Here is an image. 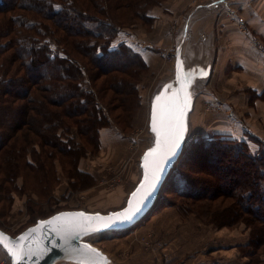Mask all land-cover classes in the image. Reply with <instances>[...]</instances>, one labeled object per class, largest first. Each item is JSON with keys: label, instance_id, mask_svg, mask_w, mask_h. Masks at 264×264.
I'll return each mask as SVG.
<instances>
[{"label": "trees", "instance_id": "trees-1", "mask_svg": "<svg viewBox=\"0 0 264 264\" xmlns=\"http://www.w3.org/2000/svg\"><path fill=\"white\" fill-rule=\"evenodd\" d=\"M139 1H130L131 8L119 11L120 0L105 3L88 0L86 6L77 0H0V171L4 176L18 173L20 169L41 170L45 168V159L54 154L60 158L79 156L85 149L79 146L80 142H75L76 137L58 133L59 130L68 133L74 125L79 129V137L91 149H99V128L106 125L105 114L101 112L107 104L104 99L107 102L117 100L121 102L117 107L128 110L121 95L128 101L136 99L134 82L146 68L138 48L125 41L117 45L111 42L124 17L132 14L147 17L142 10L138 13L135 10ZM107 7L114 13L107 14ZM45 20L52 28L43 27L45 24L41 22ZM47 34L54 37L58 49L46 41L39 42L41 36ZM116 73L123 76L117 77ZM101 76L106 77L96 93L94 86ZM85 78L91 85L89 90L81 87ZM106 89L113 91L111 98L105 96ZM84 118L87 120L81 124L79 121ZM3 128L5 130H1ZM202 137H194L195 142H186L154 208L171 201L164 196L166 192L189 199L205 198L209 200V209L219 197L235 198L239 203L234 210L252 218L247 225L254 235H249L247 244L239 246L249 253L254 248L251 244L264 240V211H261L264 207V138L246 129L240 137L229 132H214L207 138ZM249 142L258 146L256 151ZM193 147L197 152L191 154ZM214 154L216 160L212 159L210 163H223V155L231 156L240 166L249 165L252 174L243 171L245 174L239 177L241 181L238 176L217 180L221 171L205 170L206 166L202 164ZM186 155L189 158L190 155L204 157L203 162L196 163L200 165L199 171L192 169L184 173L180 170L182 156ZM62 163H65L63 159ZM72 163L74 166V159ZM199 172L211 178H201ZM254 173L256 177H251ZM0 181L4 193L9 177L3 179L1 176ZM229 206H224L226 211ZM262 244L264 248V242Z\"/></svg>", "mask_w": 264, "mask_h": 264}, {"label": "rangeland", "instance_id": "rangeland-1", "mask_svg": "<svg viewBox=\"0 0 264 264\" xmlns=\"http://www.w3.org/2000/svg\"><path fill=\"white\" fill-rule=\"evenodd\" d=\"M98 1L105 3L107 0ZM120 1L122 7L119 11H122L131 8L129 2L135 0ZM196 1L198 0H140L139 7L135 10H137V13L142 10L147 17L140 18L139 14H132L131 17H124L122 25L118 23L120 25L119 29L111 40L114 45H117L120 41H125L141 52L142 47L152 48L142 54L146 62V68L138 74V78L134 82L136 83V99L128 101L124 95H121L122 102L127 104L128 110L117 107L121 103L117 100L107 102L104 99L107 104L101 108V112L105 114L106 125L104 124L105 126L99 128L100 145L98 150L91 149L79 137L77 133L79 129L74 125L68 133L61 130L58 133L63 136L74 135L76 137L75 142H80L81 145L79 146L84 147V152L76 158L72 156L68 158L62 156L60 158L54 154L50 159H45V168H41V170L35 169L30 172L29 169H20L21 171H17L18 173H10L8 176H4V173L0 171V178L1 176L3 179L9 177V182L5 187L6 192L3 193L1 191L2 186H0V227L14 235L33 223L36 217H45L56 210L84 207L106 211L122 206L126 192L138 177V154L149 140L147 132L149 93L155 83L162 79L161 76L166 71L167 66L171 65V61L166 60L165 57L166 47L155 42V36L159 34L157 24L159 23L160 33L163 30L174 34L178 29L184 9L189 8ZM77 2L85 6L89 3L88 0H77ZM143 5H146L145 9L141 8ZM86 9L88 10L87 7ZM133 10L131 9V11ZM224 10L227 15L234 14V11L230 8ZM106 11L107 14L114 13V10L109 7ZM41 23L45 24L43 27L52 28L49 26L51 24L49 21L45 20ZM53 38L47 34L41 36L39 42L46 41L49 45L58 49ZM172 51L171 46L168 52L172 55ZM82 58L85 57L82 56ZM85 60L89 63L86 58ZM90 73H92V70ZM116 76L123 75L116 73ZM105 77L98 78L97 85L94 86L96 93H99L98 86ZM81 87L90 89L91 85L86 78L83 80ZM227 91L232 93H230V97L236 94L232 89H227ZM112 94V90L106 89L105 96L107 98H111ZM246 95L249 96L250 93H246ZM201 102L202 100L198 102V112L201 113L203 119L206 118V122L213 123L215 121L214 103L212 102L213 107L208 109L205 106L206 102L203 104ZM248 103H252V99H249ZM243 104L245 105L244 101ZM240 105L243 106L242 102ZM242 110L244 109L238 111L245 115ZM255 112L256 116H251L249 122L254 123V125L259 123L264 131V113L262 111L263 114H260L256 109ZM80 116L86 118L85 115ZM85 118L79 122L82 124V121L87 120ZM6 122L7 120L3 122L4 127L8 125L5 124ZM195 124L194 128L196 126L198 128L199 125ZM1 130H5V128ZM203 134H205L204 131L194 129L190 132V136L195 135V138L202 137ZM207 137H209V134L205 135V138ZM187 141L188 139H186ZM250 145L252 149H255L254 151L257 150L258 146L256 144L250 143ZM193 151L197 152V149L193 147L191 154ZM190 157L193 160L189 158V155L182 156L183 163L179 167L184 173L190 172L192 169L198 170L200 165L196 163H199V160L203 162L204 159L203 156L201 158L190 155ZM216 157L215 154L210 155L202 164L206 166L205 170L221 171L217 174V180H220L221 177L225 179L238 176V180L241 181L242 178L239 177L245 174L243 171H246L247 174L250 173L249 165L242 167L239 165V161L236 158H231V156L226 157L223 155V163H217L218 166L210 163L212 159L216 160ZM62 159L65 163H62ZM73 159L75 160L74 166ZM238 171L239 174H235ZM198 174L201 178H211L210 175L204 172ZM251 177H256L255 173ZM164 196L171 201L167 205L160 203L156 208H154V205V209L152 208L139 220L138 224L120 231H105L96 235L87 234L82 238L106 251L114 252L117 261L125 253L127 256L130 255L128 253L134 249V245H137L136 250L140 254L139 258L150 256L153 260L148 261V264H154V258L157 257L158 264H166L167 260L165 258L168 255L171 259H179L176 264H196L200 260L203 264L213 260L218 264H264L263 239V241L251 244V247L254 248L249 253L239 249L240 245L248 243L249 235L253 236L254 233L247 225L252 222L251 216L237 213L234 210L236 203H239L238 200L219 197L209 209L207 205L209 200L205 198L189 199L171 192L164 193ZM229 204V210L226 211L224 206ZM262 210L264 211V207ZM151 218H153V224L139 228L140 223ZM232 218L237 221L232 220ZM262 228L264 229V225H262ZM156 229H160L161 232L157 234ZM253 229L256 232L258 227ZM130 236L137 238L132 237L131 239ZM130 239L131 242H129ZM125 248L127 250H124ZM139 249L144 253H140ZM0 254H2V251H0ZM6 263V258L0 256V264ZM52 264L71 263L69 261L65 263L62 259H57Z\"/></svg>", "mask_w": 264, "mask_h": 264}, {"label": "crops", "instance_id": "crops-1", "mask_svg": "<svg viewBox=\"0 0 264 264\" xmlns=\"http://www.w3.org/2000/svg\"><path fill=\"white\" fill-rule=\"evenodd\" d=\"M228 1V8L232 9L234 14H225L220 4L209 3L210 0H205L197 10L190 13L182 63L188 70L195 67L201 73L211 68L206 81L208 92H201L196 98L192 129L204 131L205 134L201 136L214 132H229L237 137L246 129L264 138V131L259 123L254 125L249 122L251 116H256L255 109L260 114L262 111L264 113V0ZM187 9H184V14ZM158 27L159 23L157 24L159 34L155 36V42L166 47V53H169L171 46L173 48L179 39L181 29L173 32L174 34L163 30L160 33ZM149 49L152 48L142 47V52L139 49L138 51L145 54ZM227 89H232L236 94L230 97L231 92ZM249 99H252V103H248ZM199 100H202V104L207 101L214 103L213 123L206 122V118L201 117L197 109ZM241 102L243 106L240 105ZM239 109H244L242 111L245 115L241 114ZM195 123L199 125L198 128L196 126L197 129L194 128ZM152 219L140 223L139 228L153 224ZM156 230L157 234L161 232L160 229ZM130 237L132 239L133 236ZM131 239L128 241L131 242ZM133 248L128 253L130 255L127 256L125 253L119 261L124 262L123 264H148V261H153L150 256L139 258L137 245ZM139 252L144 253L140 249ZM107 253L115 255L109 250ZM0 256L5 257L3 253ZM157 258H154V264H158ZM165 259L166 264H176L179 260L171 259L169 255ZM196 264L203 262L200 260ZM207 264L218 262L213 260Z\"/></svg>", "mask_w": 264, "mask_h": 264}, {"label": "water", "instance_id": "water-1", "mask_svg": "<svg viewBox=\"0 0 264 264\" xmlns=\"http://www.w3.org/2000/svg\"><path fill=\"white\" fill-rule=\"evenodd\" d=\"M205 0H198L193 3L185 12L183 13L178 29L179 39L175 42L172 51V61L171 65L167 66L166 71L161 76L158 82L155 83L151 89L148 97V121H147V132L149 134L148 143L142 147L141 151L138 154V177L130 189L126 192V195L123 199V204L120 207L115 209H108L106 211H101L98 209H86L84 207L79 208H70V209H60L56 210L45 217H36L33 223L27 225L22 230L12 235L10 232L0 227V233L5 237L3 243H8L9 246L17 245L18 238L22 235H25L23 241H19V246H22L25 252L27 253L22 260H17L15 264H52L53 261L57 259H62L65 263L69 261L71 264H123L124 262L117 261L115 257L111 254H108L106 250L92 244L89 240L83 239L82 237L87 234H99L105 231H120L127 229L135 225L139 220H141L155 205L161 188L164 181L166 180L171 169L178 160L184 145L182 146L179 155L175 158L171 166H168L165 172L161 175L160 181L157 183L156 188L152 194L147 198L145 203L141 206L140 211L137 212L131 220L124 221L115 227H109L100 229L98 231H91L88 228L89 222H85L83 226L77 228L75 231H66L60 234H57L52 231V227L45 224L41 228H37V225L42 221H48L50 218L57 216L60 213H82L84 216L96 217H110L115 213H122L129 206L130 200H135L133 193L137 191V188L141 185V182L145 178L146 172H149V169L145 168L147 161L144 159L145 153L152 147L155 146V133L151 131V122H152V102L154 98L160 95L162 92L166 95H173L177 89L185 88L187 92L191 93L190 97V107L188 108L184 121L187 127L186 139L190 136L192 131V118L193 112L196 107V98L201 92H208L206 86V81L209 75L210 67L207 70V75H202V73L195 67L186 68L182 63V52L183 47L186 42V32L190 13L197 10ZM209 3L220 4L223 9L228 8V0H210ZM180 61L182 64V71L180 73V81L177 82L176 75V66L177 61ZM191 71V82L190 86L185 83L184 74L188 71ZM166 85L171 87L165 88ZM186 142V141H185ZM91 226L95 227L96 222L92 221ZM37 228V231L34 233H29L30 229ZM3 243H0V251L5 255L7 260L6 264H13V259L8 253L7 249L3 246ZM87 246V247H85ZM88 249H94L95 252L88 251ZM31 250V251H29Z\"/></svg>", "mask_w": 264, "mask_h": 264}, {"label": "snow or ice", "instance_id": "snow-or-ice-1", "mask_svg": "<svg viewBox=\"0 0 264 264\" xmlns=\"http://www.w3.org/2000/svg\"><path fill=\"white\" fill-rule=\"evenodd\" d=\"M182 64L178 60L176 66L177 82L180 81V73ZM191 71L186 72L185 83L190 86ZM202 75H207L203 72ZM171 87L166 85L165 88ZM191 93L185 88L177 89L176 92L168 96L166 93H161L156 96L152 102V122L151 131L155 133V146L150 148L144 155L147 163L145 168L149 169L146 172L144 180L133 193L136 199L129 201V206L122 213H115L110 217H88L82 213H60L57 216L50 218L48 221H42L37 225V228L43 227L45 224L52 227V231L60 234L66 231H75L89 222L88 228L91 231L115 227L120 223L131 220L132 217L140 211L141 206L156 188L157 183L161 179V175L165 172L168 166H171L175 158L179 155L182 146L186 141L187 127L185 125L184 116L190 107ZM188 141L195 142L194 136H189ZM95 221L96 226L92 227L91 222ZM37 228L29 230V233H34ZM5 237L0 233V243H3ZM25 235L18 238V244L9 246L8 243H3L8 253L13 259V264L17 260H22L27 254L22 246H19V241H23ZM87 247V246H85ZM31 251V250H29ZM88 251L95 252L94 249Z\"/></svg>", "mask_w": 264, "mask_h": 264}, {"label": "built area", "instance_id": "built-area-1", "mask_svg": "<svg viewBox=\"0 0 264 264\" xmlns=\"http://www.w3.org/2000/svg\"><path fill=\"white\" fill-rule=\"evenodd\" d=\"M227 12H229V11H227ZM165 57L167 58L166 60H170V61H172V58H173V56L170 54V53H166L165 54ZM205 106H206V108H212L213 107V105H212V101H207L206 103H205Z\"/></svg>", "mask_w": 264, "mask_h": 264}]
</instances>
